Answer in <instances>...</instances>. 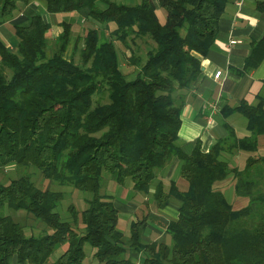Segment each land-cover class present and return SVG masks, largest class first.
<instances>
[{"label": "trees", "instance_id": "trees-1", "mask_svg": "<svg viewBox=\"0 0 264 264\" xmlns=\"http://www.w3.org/2000/svg\"><path fill=\"white\" fill-rule=\"evenodd\" d=\"M31 1L0 0V23L11 19L18 38L16 50L0 40V171L34 167L89 196L82 211L71 205L64 219V191L38 186L31 173L0 183V264L15 255L19 264H81L86 244L100 264H264V157L249 158L243 170L222 157L257 149L264 96L224 109L247 117L250 136L227 125L229 134L208 151L199 142L191 153L178 144L200 56L212 49L235 0H160L164 23L152 0H43L49 12H86L70 56L72 23L52 38L35 5L14 17ZM263 60L264 36L253 41L242 74ZM176 160L185 185L170 179L166 188L162 170ZM231 174L236 193L249 199L240 208L215 186ZM128 178L136 190L153 193L158 209L178 203V216L165 224L169 240H146L158 217L151 211L140 210L128 233L120 228L114 196L103 189L106 180ZM10 209L27 211L41 230L28 233Z\"/></svg>", "mask_w": 264, "mask_h": 264}, {"label": "crops", "instance_id": "crops-1", "mask_svg": "<svg viewBox=\"0 0 264 264\" xmlns=\"http://www.w3.org/2000/svg\"><path fill=\"white\" fill-rule=\"evenodd\" d=\"M121 1L129 4L138 2V0ZM152 1L156 6V13L160 22L164 23L167 15L166 10L160 0ZM263 1L235 0L227 4L224 14L220 18L218 35L212 49L206 56H200L202 70L194 83V88L188 93L186 104L181 113L182 124L178 141L185 152L191 153L198 142L204 151L210 150L218 139L229 134L227 125L234 128L238 137L252 134V130L248 127V119L242 112L234 110L226 115L224 109L226 107L235 108L242 100L254 105L259 101V96H264V60L251 71L244 74L241 72L244 69L247 57L251 53L253 41L264 36V9L260 8V3ZM32 5H35L36 10L42 13L46 22L50 23L51 27L48 35L52 38H56L63 31L62 24L64 22L73 24L74 33L70 38V46L66 52L67 56H70L77 34L86 22V12H49L43 0H32L28 4H20V7L14 12V17L27 12ZM107 39L108 32L103 30L101 41H107ZM0 40L10 49L16 50L18 38L15 35L11 19L0 23ZM232 40H237V42L232 43ZM218 70L222 73L219 77H215ZM222 157L228 161L231 168L243 170L249 158L264 157V133L258 135L256 150L227 151L222 154ZM169 164H173V167L170 166V168ZM169 164L164 167L165 171L162 173L164 178L166 180L175 179L180 184L185 185L180 176L181 162L176 160ZM230 180H235L236 184L237 179L231 174L217 182L215 186L218 183H228ZM126 187L130 190L129 196L122 197L120 194ZM114 188L116 194L113 201L121 214L119 226L126 231L121 224L124 215L136 219L134 213L140 208L144 196L148 197L153 193L146 194L136 190L134 182L130 178L125 180L124 184L114 182ZM128 197L134 198L129 201L126 200ZM152 212L160 215V219L158 221L156 220L158 217H154L150 220L145 236L146 240L167 239L164 226L171 219L178 216V203L172 200L162 208L161 212ZM62 250L63 248L59 249L51 260L57 258ZM93 251L90 245L87 256L81 264H100ZM140 256L139 253L137 256L139 261L142 260ZM9 264H19L18 257L13 256Z\"/></svg>", "mask_w": 264, "mask_h": 264}, {"label": "rangeland", "instance_id": "rangeland-1", "mask_svg": "<svg viewBox=\"0 0 264 264\" xmlns=\"http://www.w3.org/2000/svg\"><path fill=\"white\" fill-rule=\"evenodd\" d=\"M68 55V54H66ZM134 73L129 74V77H133ZM179 144V141H178ZM173 167V164H169V167ZM170 167V168H171ZM164 169L162 170V173H164ZM25 173H31L33 179L35 180V182L37 183L38 186L42 187V188H51L53 190H61L64 191V199L61 201L60 205L58 206V210L61 212L62 217L64 219H70L71 218V212L69 211L71 205H74V207L78 210V211H82L85 207H86V197L89 196V194H87V192L78 190L76 188H74L73 186H69V185H60L57 182L54 181H50L48 179H44L42 174L35 169L34 167L31 168H26V167H18L16 165H9L7 168H5L4 171H0V183H9L13 178H17L22 174ZM262 180H264V178L262 177ZM166 181V188H168L170 186L169 181L170 180H165ZM235 180H230L228 183H218V185L216 186L217 189L222 190L226 193L227 197L230 198L229 200H231V202L234 204V206L236 208H240L242 206H245L248 204V197H244L241 195H238L235 191ZM103 192H107L111 195H113L115 197V188H114V181L113 179L110 180H106V187L105 189H103ZM129 188L126 187L125 189L122 190L121 192V196H129ZM147 196H144L141 206L139 209H137L135 211V217H138L139 214L138 213H147V212H152V211H158L161 212L162 209H158L157 203H156V199L154 198V196L151 194L149 195L147 198ZM134 197H128L126 198V200H131ZM140 210H142L143 212H140ZM9 213L14 217V219H16L17 221L22 222V224H24L26 227V230L28 233L31 232H39V230H41V226L42 224L38 221H35L32 217V215L27 214V211L20 209V210H15V209H10ZM157 215V214H156ZM125 217L122 218L121 220V224L122 226L125 228L126 232H129V228H130V223L131 220L133 219L132 216H128V215H124ZM158 216V220L160 219V215ZM132 218V219H131ZM37 220V219H36ZM165 227V226H164ZM165 236H167V239L169 240L170 237L169 235L165 234ZM86 251H88V248H90V244H86L85 246Z\"/></svg>", "mask_w": 264, "mask_h": 264}, {"label": "built area", "instance_id": "built-area-1", "mask_svg": "<svg viewBox=\"0 0 264 264\" xmlns=\"http://www.w3.org/2000/svg\"><path fill=\"white\" fill-rule=\"evenodd\" d=\"M237 42V40H232V43H236ZM221 71L220 70H218L217 72H216V74H215V77H219L220 75H221Z\"/></svg>", "mask_w": 264, "mask_h": 264}]
</instances>
